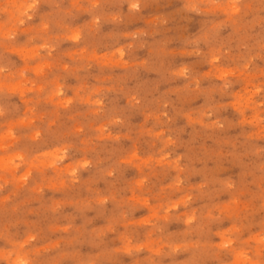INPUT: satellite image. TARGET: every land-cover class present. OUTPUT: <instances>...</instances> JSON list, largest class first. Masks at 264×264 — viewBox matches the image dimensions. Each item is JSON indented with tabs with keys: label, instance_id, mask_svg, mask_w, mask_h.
<instances>
[{
	"label": "clouds",
	"instance_id": "clouds-1",
	"mask_svg": "<svg viewBox=\"0 0 264 264\" xmlns=\"http://www.w3.org/2000/svg\"><path fill=\"white\" fill-rule=\"evenodd\" d=\"M0 264H264V0H0Z\"/></svg>",
	"mask_w": 264,
	"mask_h": 264
},
{
	"label": "rangeland",
	"instance_id": "rangeland-1",
	"mask_svg": "<svg viewBox=\"0 0 264 264\" xmlns=\"http://www.w3.org/2000/svg\"><path fill=\"white\" fill-rule=\"evenodd\" d=\"M74 39H77L78 37H73ZM67 46V45H66ZM13 59H17V57L16 56H13ZM17 126H19V129H20V131L22 132V131H24V127H23V125H20V123L19 122H17ZM9 129H12L13 131H15L16 130V126H13V125H9V126H7L6 128H5V130H4V135H8L9 134Z\"/></svg>",
	"mask_w": 264,
	"mask_h": 264
}]
</instances>
